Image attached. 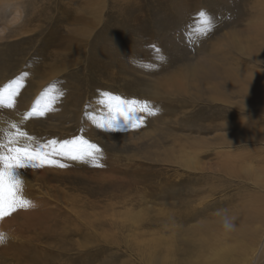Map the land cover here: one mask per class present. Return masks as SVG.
<instances>
[{
    "label": "rangeland",
    "instance_id": "obj_1",
    "mask_svg": "<svg viewBox=\"0 0 264 264\" xmlns=\"http://www.w3.org/2000/svg\"><path fill=\"white\" fill-rule=\"evenodd\" d=\"M17 1H21V17L13 8L3 7L0 3V67L7 70L6 82L19 81L20 87H28L37 82L34 76L40 69H49L56 63L55 69L52 68L56 72L63 60L66 68L40 90L36 102L31 104L36 105L29 119L34 127L31 132L25 131L27 136L13 147L32 148L51 140L83 137L96 144L100 151H94V157L84 161L56 157L66 165L64 168L47 163L40 167V161H37L35 166L14 170L22 181L23 197L33 205L16 212L38 214H32L35 219L28 220L16 212L6 216L5 219H10L9 232L6 227L9 222L0 220V225L3 221L5 223L0 226V233L7 240L0 245V264H28L33 260L37 264H146L138 255L135 241L146 239L150 233L165 234L166 228L168 235L170 228L181 225L180 208H170L175 201L165 200L166 192L179 189L182 180L174 182V177L181 172L177 173L174 167L164 162V152L170 143L149 148L142 145L141 138L119 141L116 139L123 138L110 132L109 135L102 126L104 123L114 124L127 135H133L132 129L135 128L149 135H154V131L163 135L165 124L162 122L168 121L169 126L171 118L178 113L169 116L158 111L157 107L162 103L153 100L152 96L167 94L172 98L185 93L190 97L195 93V66L213 62L210 56L217 34L231 32L232 0ZM201 12L211 18V30L204 35L197 31L201 27ZM85 14L87 21L82 22ZM13 15L17 16V23L10 22ZM75 16L81 17L77 23L72 22ZM79 30H85L88 36L74 38L82 39L76 43L80 48L79 53L76 52L80 56L76 55L79 59L82 57L77 65L72 63V58L69 62V56L77 57L68 45L75 42L71 38ZM89 50H97V53L92 51L88 58ZM99 55H102V61ZM79 71L84 75L66 81L68 74ZM58 85L61 87L57 88ZM65 86L70 93L62 90ZM76 91L80 101L73 94ZM171 92L173 94H169ZM105 93L119 96L124 101H146L155 115L137 113L144 119L142 122L137 120L135 128L120 116L113 120L111 115L106 120L102 116L110 115L108 106L94 105V102L106 98ZM66 99L68 102L79 101L69 125L63 124L52 113V107L65 105ZM118 103L112 101L113 113ZM46 108L51 111L40 115ZM261 119L257 127L263 130ZM69 126L70 131H67ZM0 142L5 144L7 155L8 139ZM45 171L55 176L48 178L42 174ZM41 176L44 179H40ZM236 188H232L233 193ZM139 207L145 210L147 219L142 228H134L122 218L126 212L139 210ZM164 209L171 210L172 216L175 212L169 222H164ZM4 248L11 250L6 254ZM23 253L27 257L22 261L9 256ZM258 263L264 264V258Z\"/></svg>",
    "mask_w": 264,
    "mask_h": 264
},
{
    "label": "bare ground",
    "instance_id": "obj_2",
    "mask_svg": "<svg viewBox=\"0 0 264 264\" xmlns=\"http://www.w3.org/2000/svg\"><path fill=\"white\" fill-rule=\"evenodd\" d=\"M20 2L0 0L3 7L13 8L21 17ZM230 8L231 32L223 31L221 34L216 32L218 33L216 43L210 56L213 62L207 61L194 68L195 93L190 94V97L182 92L172 98L167 94L152 96L153 100L162 103L158 105V111H164L165 115L169 116L178 113V116L171 118L169 126L168 121L162 122L165 124L163 135L157 131H154L156 132L154 135H149L135 127L132 129L133 135H127L114 124L104 123L102 126L109 135L111 133L123 138L116 139L119 141L141 138L142 145L149 148L170 143L171 146L164 152V162L174 167L177 173L181 172L174 177V182L182 180L178 185L179 189H173L172 192L165 194L166 201L170 199L175 201L170 208L175 206L180 208L178 216L182 218L179 221L181 225L179 227L177 224V227L170 228L168 235L166 228L165 234L150 233L146 239L135 241L138 255L146 264H256L264 258V128L261 130L257 127L260 118L264 122V0H232ZM86 16L87 14L84 18L75 16L72 22L77 23L80 18L84 22ZM17 21L15 15L10 19L12 23ZM78 36L86 37L88 34L85 30H79L71 39L75 40L74 38ZM79 39L71 41L68 45L72 54L76 55L80 50L76 46ZM92 51L97 53V50ZM92 51L89 50L88 58ZM98 57L102 61V55ZM80 59L82 61V57ZM80 59L69 56V62L72 60V63L76 62L77 65L81 63L78 62ZM87 60H84V63H87ZM55 64L50 66L48 64L49 69L45 67L40 69L36 74L37 78L34 76L37 82L19 88L13 108L0 107V140L9 139L5 136L6 131L16 132V129L11 128L12 124H16L24 133L32 131L34 125L29 119L36 105L31 104L36 102L44 85L66 68L63 60L60 70L53 72ZM6 71L4 67H0V88L8 84ZM76 75L84 73L79 71L68 74L66 81L80 78ZM59 87L61 86L58 85L57 88ZM74 88L78 90L76 85ZM62 90L71 92L66 86ZM73 94L80 101L78 91ZM73 100L68 102L66 99L64 106L56 104L53 106L54 109L52 107V113L63 124L69 125L72 122L71 115L78 109L79 101ZM99 103L94 102V105L98 106ZM98 109L102 112V108ZM107 114L99 115L108 120L111 115ZM152 119L159 124L156 118ZM91 124L93 126L95 123ZM67 131H70V126ZM42 174L48 175V178L55 176L48 171ZM40 179L44 178L41 176ZM168 185L171 186L173 183ZM233 187H237L234 193ZM34 209L36 208H32ZM144 211L140 208L126 212L125 218L122 219L133 224L134 228H142L147 219ZM221 211L235 215L234 231L227 233L223 231L219 223ZM174 213L172 216L171 210L164 209L166 214L164 222H169ZM32 214L19 215L27 220L35 219ZM6 220L9 222L6 225L8 229L10 219L4 218V221ZM10 250L4 248L6 254ZM24 253L9 256H12L13 260L18 258L22 261L27 257ZM35 261H28V264H37Z\"/></svg>",
    "mask_w": 264,
    "mask_h": 264
},
{
    "label": "snow or ice",
    "instance_id": "obj_3",
    "mask_svg": "<svg viewBox=\"0 0 264 264\" xmlns=\"http://www.w3.org/2000/svg\"><path fill=\"white\" fill-rule=\"evenodd\" d=\"M201 27L197 31L201 35L206 34L211 30V18L207 17L204 12L200 13ZM24 75H27L25 73ZM19 81H12L0 89V107L13 108L15 106L14 98L19 94ZM105 99L100 100L101 104L108 106L110 115H113V120L117 116L123 117L126 121L131 122L133 127H136V121H143L144 117L137 113H147L155 115V111L149 107L146 101H124L119 96H111L105 93ZM119 101L115 105L114 113L112 111V101ZM140 105V107H137ZM51 109H45L40 115H45V112ZM16 132L6 131L5 136L8 137V146L5 154V144L0 142V220L6 216H10L18 209H28L32 207L31 201L25 199L22 193V181L14 174V170L27 166H35L37 161H40L39 166L43 167L45 163L64 168L66 165L61 163L56 157L67 158L71 160L84 161L87 158L94 157V151L99 152L96 144H92L83 137H75L71 140L56 141L51 140L47 144L37 145L36 147H13L18 144L21 138L27 136L26 133L19 130L16 124L11 125ZM18 133V135H17ZM31 139V138H29ZM59 145V147H57ZM5 236L0 233V241H3Z\"/></svg>",
    "mask_w": 264,
    "mask_h": 264
},
{
    "label": "clouds",
    "instance_id": "obj_4",
    "mask_svg": "<svg viewBox=\"0 0 264 264\" xmlns=\"http://www.w3.org/2000/svg\"><path fill=\"white\" fill-rule=\"evenodd\" d=\"M236 217L235 215L228 213L226 211H221L219 216V223L223 229L224 232H232L236 228ZM7 243V240L4 239L3 241H0V245H3Z\"/></svg>",
    "mask_w": 264,
    "mask_h": 264
}]
</instances>
